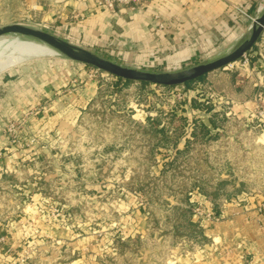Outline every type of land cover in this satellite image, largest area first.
I'll list each match as a JSON object with an SVG mask.
<instances>
[{
	"label": "rangeland",
	"instance_id": "1",
	"mask_svg": "<svg viewBox=\"0 0 264 264\" xmlns=\"http://www.w3.org/2000/svg\"><path fill=\"white\" fill-rule=\"evenodd\" d=\"M263 3L250 12L235 10L251 24ZM41 5L0 0V27L22 23L59 35L47 28L55 21L46 20ZM156 21L163 28L166 20ZM245 24L226 38L216 36L206 54L182 67L233 47L248 30ZM261 37L247 61L190 85H116V76L84 63L23 55L18 65L35 63L37 72L56 74L61 83L46 85L48 95L31 85L35 104L26 109L0 108V264L193 260L208 243L204 225L216 209L230 198L264 192V32ZM117 45L114 39L95 51L120 61L112 54ZM254 73L261 77L251 83ZM250 100L252 108H243Z\"/></svg>",
	"mask_w": 264,
	"mask_h": 264
},
{
	"label": "crops",
	"instance_id": "2",
	"mask_svg": "<svg viewBox=\"0 0 264 264\" xmlns=\"http://www.w3.org/2000/svg\"><path fill=\"white\" fill-rule=\"evenodd\" d=\"M257 1L154 0L144 8L120 6L110 10L98 6L94 0H40L41 12L48 17L46 20L55 21L53 25L47 23V28L56 30L60 36L93 50L105 49L115 39L118 41L112 50L115 58L128 65L158 70L182 67L202 53L206 54L216 36L226 38L229 32L241 30L245 22L243 29L247 28L250 18L238 13L235 7L250 12L257 10ZM75 14L80 15L75 17ZM157 16L166 20L163 28L159 27ZM261 39L263 37L256 47ZM39 69L30 62L3 73L0 76V108L21 110L35 104L31 85H37L44 95L49 94L46 85L49 86L52 80L56 88L60 86L61 79L56 74L58 81L55 76L49 78L46 72H37ZM250 76L251 83L253 77H261L256 73ZM252 87L259 89L258 86ZM236 88L238 92L244 90L239 86ZM36 97L41 100L40 94ZM253 104L251 100L245 101L242 107L252 108ZM262 205L264 192L230 198L219 209L215 208L216 218L206 220L204 225L208 243L196 250L188 264H243L244 258H248L250 264H264Z\"/></svg>",
	"mask_w": 264,
	"mask_h": 264
},
{
	"label": "water",
	"instance_id": "3",
	"mask_svg": "<svg viewBox=\"0 0 264 264\" xmlns=\"http://www.w3.org/2000/svg\"><path fill=\"white\" fill-rule=\"evenodd\" d=\"M263 32L264 3L258 10V14L253 19L248 30L233 47L224 53L184 68L158 70L122 63L55 33L31 25L10 23L0 27V37L18 36L22 39L48 46L55 50V55L96 67L124 80L148 82L165 86L185 84L243 58L257 44Z\"/></svg>",
	"mask_w": 264,
	"mask_h": 264
},
{
	"label": "bare ground",
	"instance_id": "4",
	"mask_svg": "<svg viewBox=\"0 0 264 264\" xmlns=\"http://www.w3.org/2000/svg\"><path fill=\"white\" fill-rule=\"evenodd\" d=\"M34 53L38 55L56 54L55 50L38 42L22 39L18 36L0 37V72L14 68L24 59L23 55L27 56Z\"/></svg>",
	"mask_w": 264,
	"mask_h": 264
},
{
	"label": "built area",
	"instance_id": "5",
	"mask_svg": "<svg viewBox=\"0 0 264 264\" xmlns=\"http://www.w3.org/2000/svg\"><path fill=\"white\" fill-rule=\"evenodd\" d=\"M153 1L154 0H94V2L98 6H102V7H105L107 9H110V10H113L114 8L120 7V6L129 7V8H135V7L144 8V7L148 6ZM79 15L80 14H75V17H78ZM246 56L247 55H245L243 57V59L245 61L248 60V58ZM230 64H232V63H230ZM230 64H228V65H230ZM259 97H261V95H259ZM259 114L261 116H264V107L260 108ZM263 207H264V205H262L261 208H263ZM198 211L200 212V209H198ZM208 214H210V213H208Z\"/></svg>",
	"mask_w": 264,
	"mask_h": 264
},
{
	"label": "trees",
	"instance_id": "6",
	"mask_svg": "<svg viewBox=\"0 0 264 264\" xmlns=\"http://www.w3.org/2000/svg\"><path fill=\"white\" fill-rule=\"evenodd\" d=\"M252 51H255L254 49H252L251 51H250V53H252ZM260 55V54H259ZM256 59L258 58V56H257V54L254 56ZM254 57H253V59H254ZM204 76L205 75H203V76H201V77H199L197 80H201V79H203L204 78ZM196 80V79H195ZM195 80H192V81H189V82H187V83H185V85H190V83H192L193 81H195ZM114 81H115V84L116 85H123V84H128V83H130V80H124V79H122V78H118V77H116L115 79H114ZM142 83H145V82H142ZM120 88L121 87H118V88H116V90L117 91H119L120 90ZM261 89V91H263L264 92V88H260ZM195 98L192 100V104L195 106L196 104H195ZM197 106V105H196ZM205 111H208V112H211L212 110H211V108H205L204 109ZM213 113V112H212ZM211 118H210V124L214 127V128H216L217 129V127H219L218 126V123L216 122V120H215V117L211 114V116H210ZM201 125L204 127V130H205V135L206 136H211L212 137V135H210V133H211V128L207 125V124H205L204 122H202L201 123Z\"/></svg>",
	"mask_w": 264,
	"mask_h": 264
}]
</instances>
